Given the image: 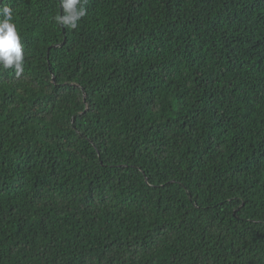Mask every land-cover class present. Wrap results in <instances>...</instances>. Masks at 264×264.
I'll return each mask as SVG.
<instances>
[{
    "label": "trees",
    "instance_id": "trees-1",
    "mask_svg": "<svg viewBox=\"0 0 264 264\" xmlns=\"http://www.w3.org/2000/svg\"><path fill=\"white\" fill-rule=\"evenodd\" d=\"M4 3L0 264H264V0Z\"/></svg>",
    "mask_w": 264,
    "mask_h": 264
},
{
    "label": "clouds",
    "instance_id": "clouds-1",
    "mask_svg": "<svg viewBox=\"0 0 264 264\" xmlns=\"http://www.w3.org/2000/svg\"><path fill=\"white\" fill-rule=\"evenodd\" d=\"M61 7L63 15L58 14L55 20L70 29H76L78 21L87 14L83 0H61ZM0 17V67H14L19 76L23 72L24 46L13 22V8L8 3L0 8Z\"/></svg>",
    "mask_w": 264,
    "mask_h": 264
}]
</instances>
